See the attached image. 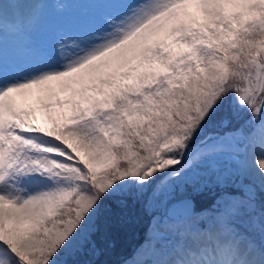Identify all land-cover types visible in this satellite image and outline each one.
Listing matches in <instances>:
<instances>
[{
	"label": "snow or ice",
	"instance_id": "obj_1",
	"mask_svg": "<svg viewBox=\"0 0 264 264\" xmlns=\"http://www.w3.org/2000/svg\"><path fill=\"white\" fill-rule=\"evenodd\" d=\"M49 2L0 3V264L95 252L129 200L131 264H264V0H79L42 31Z\"/></svg>",
	"mask_w": 264,
	"mask_h": 264
},
{
	"label": "trees",
	"instance_id": "obj_2",
	"mask_svg": "<svg viewBox=\"0 0 264 264\" xmlns=\"http://www.w3.org/2000/svg\"><path fill=\"white\" fill-rule=\"evenodd\" d=\"M139 208L140 209H133L137 212L138 216H136L135 219L132 218V222L135 221L137 225L133 224L131 226H127L128 228H119L118 220L120 212L116 211L115 213L111 211L110 214L106 215L103 218L106 227L101 228V231L97 237V247L100 249L101 254L99 255V258H92V260L88 259L85 263L88 262L87 264H119L118 262L122 261L121 257L129 255L132 249L131 246L133 242H135L136 240V243H140L138 237L141 238L145 230L144 222L140 221V216H143V214L145 215V212L142 206ZM126 224H128V222H126ZM134 230L136 231V233H134ZM108 233H110V235ZM107 237H110L111 239L107 240L106 244L103 245L102 241ZM129 240H131V242Z\"/></svg>",
	"mask_w": 264,
	"mask_h": 264
},
{
	"label": "rangeland",
	"instance_id": "obj_3",
	"mask_svg": "<svg viewBox=\"0 0 264 264\" xmlns=\"http://www.w3.org/2000/svg\"><path fill=\"white\" fill-rule=\"evenodd\" d=\"M86 7H88V5L79 2V0H68V3L65 5V7H62L63 9L53 8L52 10L49 11L48 16L46 18L45 17L44 18L49 22V25H53V24H57V23H65V24H67V23H70L75 18H77L79 16L80 12ZM139 207H141L140 204L129 200L126 207H124V208L120 209L119 211H117V212H120L119 220H118L119 228H128L127 226H131L133 224L137 225V223L135 221L132 222V220H133L132 218L135 219V217L138 216L137 212L134 211L133 209H140ZM111 211H112V208H111V205H109V206H107L106 212L105 213H101V221H100L101 226H102L101 228H105L106 227L103 218L106 215L110 214ZM148 220H149V217H148V215L146 213H145V215L143 214V216H140V221L144 222V224H145L144 229L146 228V226L148 224ZM126 222H128V224H126ZM105 231H106V229H105ZM134 233H136L135 230H134ZM108 234L110 235V233H108ZM142 236H141V238L138 237L140 242L142 240ZM110 237L105 238L102 241V244L105 245L106 241L111 239ZM129 241L131 242V240H129ZM138 245H139V243H136V240H135V242H133V244L131 246L132 249H131L129 255L121 257L122 261L118 262V263L119 264H131V261L134 259L135 250H136ZM100 254H101V251H100V249L98 247H97V251H95V252L90 251V250H86L84 253L80 254L78 257L70 258V264H71V259H75L78 262V264H87L88 262L87 263H85V262L88 259L89 260L90 259L92 260V258H96L97 259V258H99ZM101 264H103V263H101Z\"/></svg>",
	"mask_w": 264,
	"mask_h": 264
},
{
	"label": "bare ground",
	"instance_id": "obj_4",
	"mask_svg": "<svg viewBox=\"0 0 264 264\" xmlns=\"http://www.w3.org/2000/svg\"><path fill=\"white\" fill-rule=\"evenodd\" d=\"M3 0H0V3H2ZM57 2V3H55ZM55 2H49L45 5H41L39 7H42L45 12H44V17L46 18L49 14V11L52 10L53 8H62L65 7V5L68 3V0H55ZM5 9H10L11 5L5 4L4 5ZM44 18L42 24H41V30L44 31L46 30L50 25L49 22ZM39 121L41 123L45 122V118L42 115H39Z\"/></svg>",
	"mask_w": 264,
	"mask_h": 264
}]
</instances>
